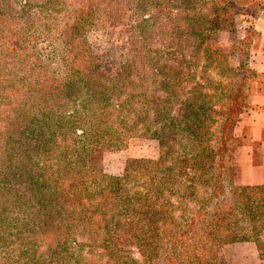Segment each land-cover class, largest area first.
<instances>
[{"label": "trees", "instance_id": "1", "mask_svg": "<svg viewBox=\"0 0 264 264\" xmlns=\"http://www.w3.org/2000/svg\"><path fill=\"white\" fill-rule=\"evenodd\" d=\"M132 1L94 0L75 14L98 29ZM151 1L160 2L133 5L140 18L122 59L70 52L65 75L46 91L24 83L31 81L26 51L15 78L14 60L4 65L14 43H1L0 264H45L60 252L65 264H220L219 248L242 242L261 252L264 187L232 183L231 128L247 104L250 71L241 57L253 32L236 41L235 66L211 42L237 15L264 19V1L182 0L171 18L161 8L144 17ZM198 5L211 13L203 30L190 22ZM179 20L200 40L185 49L149 41L146 27L163 36ZM138 136L156 141L155 160H128L119 177L97 168L101 151Z\"/></svg>", "mask_w": 264, "mask_h": 264}, {"label": "rangeland", "instance_id": "2", "mask_svg": "<svg viewBox=\"0 0 264 264\" xmlns=\"http://www.w3.org/2000/svg\"><path fill=\"white\" fill-rule=\"evenodd\" d=\"M26 1V0H25ZM28 8H22L24 0H0V48L5 47L6 42L14 43V50L8 53L9 57H14L11 60L6 59L4 65L8 68L11 61L14 66L11 70L19 72L15 78L21 79L23 60L17 58L18 54L26 51L30 56L29 64L31 71L30 82H24L30 92L49 89V82L58 81L65 75V63L67 54H80L85 51L93 58H99L102 62H106L108 57L114 56L117 61L124 57L126 53L127 41L131 33V26L136 24L140 18L139 14L134 13V4L141 5L143 0H133L132 4L125 6L126 12L117 17L115 14V23H106L100 28L90 26L87 21L77 16L75 12L80 13L87 11V8L92 6L94 0H27ZM264 1V0H263ZM182 0H160V2L151 1L145 5L144 17L147 14L154 13L155 9L161 8V13L164 15L172 14L175 10H179ZM35 6V8H34ZM207 6L198 5L194 7L195 15L190 19V22L196 26L197 30H203L210 20L211 13L207 10ZM142 16V15H141ZM168 16V15H167ZM167 16L165 19H167ZM191 16V13L189 17ZM84 17V16H83ZM97 19L98 16H94ZM264 20L263 16L259 15L256 19H248L244 16H235L233 18L232 27L226 30H217L212 36V45L215 51L223 56L231 65H236V60H240L236 56V41L243 39L245 32H253V37L248 45H246L241 60L250 71V76L246 82V106L242 110L238 122L231 128L233 150V165H232V183L235 186H255L247 185L252 182L256 173V167L259 165L260 157L256 153V142L252 140L253 122L255 106L253 101L257 99L264 90V76L260 71L264 69V40H260L261 31L257 30V22ZM160 25L164 23V19H159ZM166 22V21H165ZM183 21L174 22L166 27L162 33L165 35H157L158 31H152L153 28L146 27L149 41L153 42L157 37H160L156 43H160L163 48L164 43L174 44L182 49L197 42V37L187 35L186 24ZM65 24L72 25V30H65ZM157 23L154 24L156 28ZM175 38V40H173ZM3 43V44H1ZM173 46L172 48H174ZM181 49V50H182ZM21 57V55H20ZM112 57V60H114ZM171 57L166 55V58ZM165 58V57H164ZM211 62V60H210ZM203 60L197 59L195 66L196 74L194 81L199 82L197 77L203 71ZM211 64V63H210ZM216 64L220 69L222 64ZM78 67V63L75 64ZM216 69H213L215 72ZM9 75V74H8ZM65 85V78L60 85ZM22 88L19 83H16L17 94ZM28 92V90H26ZM46 93V92H40ZM82 96V95H80ZM19 100V98H18ZM17 100V101H18ZM79 100L76 101L78 103ZM65 155V152H64ZM158 155V147L156 141L145 137H131L118 148H112L101 151L99 159L96 162L97 168L107 176L119 177L122 173L125 163L128 160L147 159L155 160ZM65 160V158H64ZM241 224H237L236 231L240 230ZM51 232V231H49ZM39 244H51L49 236L37 235ZM261 252L256 251L255 245L251 242L232 243L223 245L219 248V263L220 264H264V239ZM42 246V245H39ZM40 249V248H39ZM38 252V251H37ZM61 257L52 256L46 259L45 264L64 263L63 253ZM43 259V258H42Z\"/></svg>", "mask_w": 264, "mask_h": 264}, {"label": "crops", "instance_id": "3", "mask_svg": "<svg viewBox=\"0 0 264 264\" xmlns=\"http://www.w3.org/2000/svg\"><path fill=\"white\" fill-rule=\"evenodd\" d=\"M257 30L261 31L260 40H264V20H260L256 24ZM261 53L264 51L261 49ZM264 76V69L260 71ZM257 99L253 101L255 106L253 134L252 140L256 142V153L260 157L259 165L256 167L257 175L252 178V182L247 185L263 186L264 187V90L260 95L256 96Z\"/></svg>", "mask_w": 264, "mask_h": 264}]
</instances>
